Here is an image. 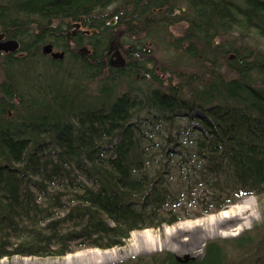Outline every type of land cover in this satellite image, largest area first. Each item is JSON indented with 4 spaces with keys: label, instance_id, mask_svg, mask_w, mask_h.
<instances>
[{
    "label": "trees",
    "instance_id": "1",
    "mask_svg": "<svg viewBox=\"0 0 264 264\" xmlns=\"http://www.w3.org/2000/svg\"><path fill=\"white\" fill-rule=\"evenodd\" d=\"M0 34L20 45L0 52V260L109 250L264 196V0H0ZM188 264H264V219Z\"/></svg>",
    "mask_w": 264,
    "mask_h": 264
},
{
    "label": "rangeland",
    "instance_id": "2",
    "mask_svg": "<svg viewBox=\"0 0 264 264\" xmlns=\"http://www.w3.org/2000/svg\"><path fill=\"white\" fill-rule=\"evenodd\" d=\"M110 23L115 25V20ZM123 35L122 28L119 29ZM174 37L180 35L181 26L173 27ZM76 29L69 30L73 35ZM120 51H122L120 49ZM114 53V52H113ZM163 52L156 53L158 60L163 59ZM2 75L0 72V79ZM235 207V208H234ZM230 213L228 217L224 214ZM264 219V196L261 198L245 197L236 205L229 206L222 212L204 215L199 219L184 220L160 229L136 231L130 235L121 247L109 250L80 249L64 257H12L0 260V264H123L139 257H148L160 252L175 256H190L202 259L206 245L211 241L228 240L240 237L255 224ZM210 231L212 232L209 235ZM207 237L205 238L204 236ZM204 237L205 239H201Z\"/></svg>",
    "mask_w": 264,
    "mask_h": 264
},
{
    "label": "water",
    "instance_id": "3",
    "mask_svg": "<svg viewBox=\"0 0 264 264\" xmlns=\"http://www.w3.org/2000/svg\"><path fill=\"white\" fill-rule=\"evenodd\" d=\"M77 28H79V25H76ZM95 33V31L93 32ZM19 43L15 40H8V41H3V36L0 38V52L4 54H15L19 50ZM53 46L52 45H47L43 49V53L45 55H49L52 57L54 60H63L65 54L63 52H54L53 51ZM83 53L87 52V49L82 50ZM112 51L108 53L110 55ZM110 66L115 68V69H123L126 66V60L122 53L117 49L115 54L112 55L110 58ZM176 260L180 264H188L190 261H194L195 259L190 257V256H185V257H179L176 256Z\"/></svg>",
    "mask_w": 264,
    "mask_h": 264
},
{
    "label": "bare ground",
    "instance_id": "4",
    "mask_svg": "<svg viewBox=\"0 0 264 264\" xmlns=\"http://www.w3.org/2000/svg\"><path fill=\"white\" fill-rule=\"evenodd\" d=\"M80 31H85L83 28H82V25H81V23H79V32ZM50 45V44H49ZM235 208V207H234ZM230 213H226V214H224V217H228V215H229ZM212 234V232L210 231V233H209V235H211ZM207 235L208 234H206V236H204L205 238L207 237ZM204 237H201V239H205Z\"/></svg>",
    "mask_w": 264,
    "mask_h": 264
},
{
    "label": "flooded vegetation",
    "instance_id": "5",
    "mask_svg": "<svg viewBox=\"0 0 264 264\" xmlns=\"http://www.w3.org/2000/svg\"><path fill=\"white\" fill-rule=\"evenodd\" d=\"M78 31H79V29H77V31H75V33H74L75 35L74 36H76L78 34ZM1 35H3V34H0V36ZM3 41H5V37H3ZM117 48L118 49H123V47L119 44L116 48H113L112 50L116 51Z\"/></svg>",
    "mask_w": 264,
    "mask_h": 264
}]
</instances>
